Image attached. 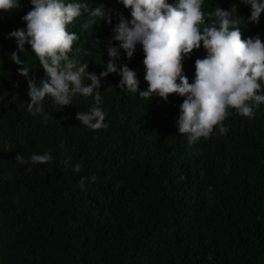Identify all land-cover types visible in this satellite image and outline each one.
<instances>
[{"label": "trees", "instance_id": "1", "mask_svg": "<svg viewBox=\"0 0 264 264\" xmlns=\"http://www.w3.org/2000/svg\"><path fill=\"white\" fill-rule=\"evenodd\" d=\"M86 2L112 10L111 25L98 21L81 31L85 16L68 25L79 36L74 49L90 53L78 58L99 75L118 15L130 20V9L118 0ZM20 5L0 12V264H264V104L251 119L229 109L227 135L217 127L190 147L176 126L183 97L142 99L121 91V76L110 73L100 89L106 128L93 131L76 119L95 106L94 95L66 107L46 97L44 123L28 112L27 79L10 59L17 43L8 34L26 28L22 17L33 7L30 0ZM233 5L245 20L243 38L264 41V13L259 24L249 22L250 5L241 0H204L203 11ZM25 48L20 58L39 82L45 72ZM120 51L118 67L127 63L147 89L142 45L131 60ZM206 55L202 46L185 58L190 83L195 60ZM50 150L48 164L16 161ZM92 176L82 189L81 177Z\"/></svg>", "mask_w": 264, "mask_h": 264}, {"label": "clouds", "instance_id": "2", "mask_svg": "<svg viewBox=\"0 0 264 264\" xmlns=\"http://www.w3.org/2000/svg\"><path fill=\"white\" fill-rule=\"evenodd\" d=\"M118 2L130 9L131 19L118 15L119 22L112 29L114 35L108 47L110 59L106 70L98 75L90 72L89 64L78 58L82 52L84 56L90 53L82 48L74 49L79 36L69 31L68 25L81 16L86 17L81 31L90 30L98 21L111 25L112 10L104 4L91 7L86 0H30L33 7L22 17L26 28L12 31L8 38H15L17 43V50L11 53L10 59L21 65L18 72L27 79L30 96L27 110L32 116L42 115L47 123L50 114L45 113L42 106L46 97L66 107L77 96L94 95L95 106L87 112H79L76 119L93 131L106 128L107 114L99 106L101 81L110 73H116L121 76L119 89L138 94L142 99L151 101L153 97H160L167 101L172 94L183 97L176 126L179 134L186 135L191 147L201 138H210L217 127L221 135H227L229 129L223 121L229 116V109L251 119L264 104V41L258 35L243 38L240 24L245 20L233 15L238 12L235 5L230 10L217 6L214 11L205 12L204 0ZM241 2L250 5L249 22L259 24L264 0ZM20 6V0H0V12ZM26 44L31 46L45 72V78L39 82L30 76V69L20 58L19 53L26 52ZM137 45L143 48L144 80L148 84L145 90L140 89L136 71L127 63L117 65L121 60L120 50L131 60ZM202 46L207 55L195 60V79L190 83L184 74L183 62ZM74 51L76 56L71 55ZM86 80L90 83H85ZM51 151L54 150L33 153L29 159L18 155L16 161L48 164L54 159ZM70 162L71 158H66L65 166ZM81 167L77 163L73 171L79 173ZM88 179L94 182L96 177H81L82 189Z\"/></svg>", "mask_w": 264, "mask_h": 264}]
</instances>
